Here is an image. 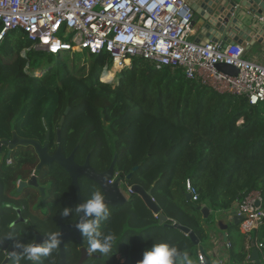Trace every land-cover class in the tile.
<instances>
[{
  "label": "trees",
  "instance_id": "16d2710c",
  "mask_svg": "<svg viewBox=\"0 0 264 264\" xmlns=\"http://www.w3.org/2000/svg\"><path fill=\"white\" fill-rule=\"evenodd\" d=\"M19 35L12 41V32H7L0 41V141L14 133L44 142L48 132L54 151L60 129V150L64 155L75 150L77 163L90 153L91 164L106 169L116 155L114 173L129 175L128 187L151 189L167 219L159 224L138 196L110 209L101 231L115 234L117 248L102 264H138L152 243L174 244L194 261L197 247L173 224L190 229L206 250L208 232L216 227L206 224L199 205L225 211L247 193L259 191L264 209V103L252 106L244 97L220 94L187 79L181 69L158 71L143 59H133L113 84L103 83L98 78L110 63L106 53L83 51L85 60L79 65L82 55L62 52L35 77L30 66L39 57L27 50L31 43ZM23 50L27 51L21 54ZM66 108L70 111L59 126ZM32 149L14 148L13 165L4 169L15 170L0 174V196L25 176L19 169L37 165ZM5 164L6 159L1 165ZM134 167L138 169L133 172ZM59 178L62 188L69 189L63 197L70 204L74 191ZM186 181L198 193L197 204L185 199ZM95 188L92 191L99 190ZM227 232V263L254 264L248 259L252 239L260 234L264 241V228L251 233L248 251L236 226L228 225Z\"/></svg>",
  "mask_w": 264,
  "mask_h": 264
},
{
  "label": "built area",
  "instance_id": "2783aa9c",
  "mask_svg": "<svg viewBox=\"0 0 264 264\" xmlns=\"http://www.w3.org/2000/svg\"><path fill=\"white\" fill-rule=\"evenodd\" d=\"M193 15L188 0H0V41L7 32L19 31L31 47L48 55L106 53L110 63L101 70L100 82L115 64L122 71L133 59H143L158 71L181 69L187 79L220 94L244 97L252 106L264 103V60L247 59L246 49L239 43L220 50L218 42L193 41L189 37ZM220 63L234 67L237 75L217 72L215 66ZM185 194L190 195L189 202L198 203V193L189 181L185 182ZM262 204L261 193L251 191L228 210L208 209L204 220L213 222L214 215H219L232 223L234 216L240 217L237 227L246 238L245 249L249 250L253 240L264 260V242L259 236L251 240L253 231L264 228ZM222 239L228 251V236L224 234ZM213 252L223 264L219 250ZM193 264H203L198 249Z\"/></svg>",
  "mask_w": 264,
  "mask_h": 264
},
{
  "label": "water",
  "instance_id": "95a60500",
  "mask_svg": "<svg viewBox=\"0 0 264 264\" xmlns=\"http://www.w3.org/2000/svg\"><path fill=\"white\" fill-rule=\"evenodd\" d=\"M188 5L194 12L193 19L191 21V27H194L198 23L201 24L199 35L196 42L201 44L211 41L218 42L219 49L222 50L226 45L239 43L246 50L250 48L254 42L262 43L257 35L264 37V0H188ZM198 9L200 11H198ZM247 11L248 17H251L245 22H248V27L243 23L242 12ZM255 19V21L253 20ZM216 22V23H215ZM218 22V23H217ZM220 23V24H219ZM223 26V27H222ZM223 29H222V28ZM217 72L222 73L227 76H236L238 71L232 67L225 64H217L215 66ZM70 108H66L63 116L60 118L59 126L63 125L65 117L68 115ZM48 133L46 139H48ZM60 142V129L56 131V143ZM3 146L7 149L12 150L16 146L32 147L39 160L37 169H41L43 166L55 163L61 169L68 174L71 178L72 184L77 191V201L78 204L82 203V196L77 185V178L84 177L87 180L98 185L100 190L103 192L106 203L109 207L119 208L129 202V198L133 196H138L143 204L149 209L155 216L159 218V224L166 222V217L161 214L159 206L156 204L152 198V190H144L139 185H131L126 189V195L122 193L120 189L121 178L116 177L114 174V168L116 164L117 156L114 155L113 159L104 172H96L90 167L88 160L83 165H78L74 162L73 153L69 157H65L58 146L55 152L50 156L47 152L46 145L41 146L35 140L31 139H20L15 134H13L11 141H4ZM1 146V143H0ZM138 167H134L132 171H136ZM129 178V175L127 176ZM112 180V182H110ZM185 199L187 202L190 201V195L185 194ZM202 218L205 219L208 214L207 207H198ZM240 217H233V225L237 226L240 222ZM78 222V218L71 224L62 226L60 225L59 231L62 233V244L58 247V262L57 264H67L66 254L64 250V242L68 238H73L76 240L77 245L80 249L81 258L78 264H83L86 261V251L83 248L82 241L80 238L79 231L75 228V224ZM173 228L179 230L181 233L186 235L191 244L198 247L199 253L202 256L203 264H211L210 258L206 254L203 247L200 245L196 235L188 228L180 226L178 224H173ZM45 238L39 234H36L35 242L41 243ZM7 245L4 244L0 246V249L7 251H12V248L7 249ZM7 260L3 263L5 264ZM250 262L254 264H262L260 261L259 253L252 245Z\"/></svg>",
  "mask_w": 264,
  "mask_h": 264
},
{
  "label": "flooded vegetation",
  "instance_id": "af4514ba",
  "mask_svg": "<svg viewBox=\"0 0 264 264\" xmlns=\"http://www.w3.org/2000/svg\"><path fill=\"white\" fill-rule=\"evenodd\" d=\"M47 133L48 132H46V135ZM46 135L44 142H37L40 143L42 147L46 145L47 152L51 156L56 149L54 151L52 150L51 144L49 143V135L48 139H46ZM12 136L10 139H4L0 141V174H11L15 170L4 169L10 168L14 162L12 158L14 149L9 150L2 144L4 141H11ZM56 145L57 147L59 146V144L57 143ZM32 151L37 158L34 149H32ZM74 152L75 150L72 151L73 155ZM69 155L64 156L69 157ZM4 159H6V164L2 166L1 163ZM77 160H75L74 158V162L78 165H83L86 160H88L90 167L93 168L94 171L99 173L106 171L109 167L108 166L106 169H97L94 165L91 164L90 153H87L84 159L79 163H77ZM38 163L31 169H19L20 172L25 174V176H20L19 178H17L13 182V185H11L10 190L4 196H0V235L11 231L15 233L17 237L22 238L21 242L27 243L29 242V240L35 239L36 234L46 236L50 232L59 231L60 225H69L78 218L75 213H73L71 217L66 218L59 216L61 210L64 207H72L78 204L77 191L72 184L71 178L64 171V169H61L58 165L53 166L55 163L43 166L41 169H37ZM54 167H58V169H55ZM58 176L62 177L66 184L69 182L74 191V200H72L70 204L63 197L66 190L69 191V189L62 188V185L60 184V178ZM115 176L118 177L116 174ZM120 178V189L125 190V194L123 192L122 193L128 199V196L126 195V189L128 188V186L125 182V180L128 178L127 176L124 178ZM110 182H112V180ZM1 185L2 180L0 178V187ZM77 185L80 190L81 196L83 194L82 200H85V196L89 198L91 193L94 192L92 191V189L94 188L96 190L95 187H98V185L87 180L84 177L77 178ZM98 189L100 190L99 187ZM109 209L114 208L109 207ZM13 224L14 227H10V225ZM70 242L75 245L73 251L68 248ZM5 244L8 246V249L10 247V242H5ZM82 245L84 250L86 251L87 257L86 261L83 263L85 264L89 259H95L96 256L94 254L87 253V248L84 246L83 241ZM80 249L81 248L78 247L76 240L73 238H68L64 242L67 264H71V258L75 256V252H78V257L73 264H78L81 258ZM56 254L57 258L54 264H57L58 262V248L56 249ZM6 260L7 262L5 264H12V260L8 257L7 251L0 249V264H3ZM20 264H33V262L27 260V258H24L21 260ZM40 264H50V262L46 257H42Z\"/></svg>",
  "mask_w": 264,
  "mask_h": 264
},
{
  "label": "clouds",
  "instance_id": "9594fccd",
  "mask_svg": "<svg viewBox=\"0 0 264 264\" xmlns=\"http://www.w3.org/2000/svg\"><path fill=\"white\" fill-rule=\"evenodd\" d=\"M75 213L78 222L74 225L80 235L87 241V253H100L108 255L113 252L114 246L117 248L115 234L109 232L105 234L101 227L111 215L109 205L102 191H94L87 200L72 207H64L61 217H71ZM10 227H14L10 225ZM41 243H36L35 239L27 243L21 242L22 238L11 231L0 235V246L5 242H10L12 251H8L12 264H20L21 260L27 258L33 264H40L42 257H48L62 244L61 231L50 232ZM138 264H193L187 251L180 250L174 244L152 243L149 249L142 254V259Z\"/></svg>",
  "mask_w": 264,
  "mask_h": 264
},
{
  "label": "crops",
  "instance_id": "0c3cea01",
  "mask_svg": "<svg viewBox=\"0 0 264 264\" xmlns=\"http://www.w3.org/2000/svg\"><path fill=\"white\" fill-rule=\"evenodd\" d=\"M247 15H248L247 11H243L242 12L243 23L248 27V25H247L248 22L247 23H245V22L251 17V15L249 17ZM253 20L255 21L254 18H253ZM199 31H200V28H199V30H197L196 25L194 27H191L190 28L189 37L193 41L197 40V37L199 35ZM258 39L262 43L260 44V43L254 42V44L251 45L248 50H246L245 57L247 59H249V60H252V61L262 62L264 60V38H258ZM228 222H229L228 219H224L223 217H221L219 215H214L213 222H207L206 221V224L207 223H212L216 227L215 228L216 230L211 229L210 232H208L209 237H208L207 249L205 250L206 254L210 258V263L211 264H219L218 257L215 254V252H213V250L215 248H217L219 250L220 255H221L220 256V260H222L223 264H228L227 263V261H228V253L227 252L229 250L227 251L226 249H224L223 239H222V236L224 234H226L228 236V232H227L228 225H230V224L233 225V221H232V223H228ZM258 236L260 237V240L263 241L261 239V235L259 234ZM252 245H251V250H252ZM221 248H223L222 251H221ZM250 255H251V251H250ZM250 255L248 256L249 261H250ZM259 257H260L261 263L264 264L263 256L260 253H259ZM193 262H195V260ZM244 264H246V262Z\"/></svg>",
  "mask_w": 264,
  "mask_h": 264
},
{
  "label": "rangeland",
  "instance_id": "374dc122",
  "mask_svg": "<svg viewBox=\"0 0 264 264\" xmlns=\"http://www.w3.org/2000/svg\"><path fill=\"white\" fill-rule=\"evenodd\" d=\"M196 27H197V30H199V28H201V24L198 23L196 25ZM19 33H20L19 31L12 32V41L17 40L19 38V36H20ZM65 41H69V38L66 37L65 38ZM27 50H31L34 54L38 55V57H39V60L32 61L30 67L35 70L34 71V76L35 77H40L41 74H42V72L44 71V69L49 65V61L55 59L56 56L55 55H48L47 53H45L43 51H40V50H36L33 47H30ZM27 50H23L21 52V54H23ZM73 52L74 53H77L79 55H82L79 58V65H81L84 62V60H85V57H83V55H84L83 53L84 52H79V51H73ZM127 67H129V66H127ZM25 69H27V66H26ZM113 72L114 71L112 70V73ZM115 78H116V76H113L111 78V80L104 81L103 83L113 84L115 82ZM43 124H44V122H43ZM122 192L125 194V190H122ZM81 239H82V241L84 243V246L86 248H88L87 241L82 236H81ZM207 243H208V240H207ZM68 248L73 251V249L75 248V245L72 242H70V244L68 245ZM197 249H198V247H197ZM93 254L96 256V258L93 259V260H90L89 259L85 264H102V263H104V261L106 262V261H109L110 260V256L109 255H102V254H100L98 252L97 253H93ZM77 257H78V252H75V256L71 258V264H73L75 262V260L77 259ZM46 258L50 262V264H54L55 261H56V258H57L56 250L53 252L52 255H50V256H48Z\"/></svg>",
  "mask_w": 264,
  "mask_h": 264
},
{
  "label": "bare ground",
  "instance_id": "6f19581e",
  "mask_svg": "<svg viewBox=\"0 0 264 264\" xmlns=\"http://www.w3.org/2000/svg\"><path fill=\"white\" fill-rule=\"evenodd\" d=\"M191 1V0H190ZM198 11H200L199 9H198ZM216 23V22H215ZM218 23V22H217ZM220 24V23H219ZM223 27V26H222ZM221 27V28H222ZM223 29V28H222ZM256 38H264V37H262V36H259V35H257L256 36ZM125 63H127V61L125 62ZM120 66L118 65V64H115L114 65V68H113V73H118L119 71H120ZM113 73H112V71L109 73V75H107L106 77H104V81H109V80H111V78L113 77Z\"/></svg>",
  "mask_w": 264,
  "mask_h": 264
}]
</instances>
